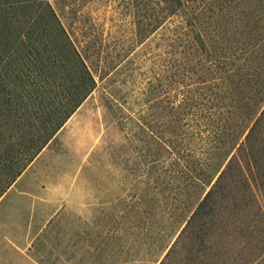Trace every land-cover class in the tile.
Segmentation results:
<instances>
[{
    "label": "trees",
    "instance_id": "trees-1",
    "mask_svg": "<svg viewBox=\"0 0 264 264\" xmlns=\"http://www.w3.org/2000/svg\"><path fill=\"white\" fill-rule=\"evenodd\" d=\"M126 4L135 32L110 44L50 0H0V199L101 81L149 60L136 95L109 88L133 179L75 264H264V0Z\"/></svg>",
    "mask_w": 264,
    "mask_h": 264
},
{
    "label": "rangeland",
    "instance_id": "rangeland-1",
    "mask_svg": "<svg viewBox=\"0 0 264 264\" xmlns=\"http://www.w3.org/2000/svg\"><path fill=\"white\" fill-rule=\"evenodd\" d=\"M50 1L79 38L98 36L112 44L135 32L134 7L131 4L127 9L126 0ZM132 59L130 76L120 71L101 81L9 189L7 210L0 219L22 223L13 229L22 244L28 243L24 235L29 223L31 235L39 231L22 253L39 264L89 262L91 221L102 215L109 199L129 191L133 176H125L124 162L126 154L135 153L132 147L125 148L127 141L120 127L124 115L109 101L116 100L109 88L119 94H137L139 73L149 70L151 63ZM14 255L19 256L17 250Z\"/></svg>",
    "mask_w": 264,
    "mask_h": 264
},
{
    "label": "crops",
    "instance_id": "crops-1",
    "mask_svg": "<svg viewBox=\"0 0 264 264\" xmlns=\"http://www.w3.org/2000/svg\"><path fill=\"white\" fill-rule=\"evenodd\" d=\"M24 173L22 175H24ZM10 191L12 190H9L0 199V216L7 210L5 201ZM21 224V222L15 224L13 222L7 221L6 219H0V264H39L37 259L30 257V255L26 253L25 255L22 254L23 251L25 252L27 249H29V246L31 245V239L35 238L39 234V231H36L31 235L29 231L31 223H29V229L27 228V232L24 235V238L28 240V243L22 244L21 240H17L15 238L13 232L14 227L16 226L17 228H20ZM15 250H17L19 253L17 258L14 255Z\"/></svg>",
    "mask_w": 264,
    "mask_h": 264
}]
</instances>
